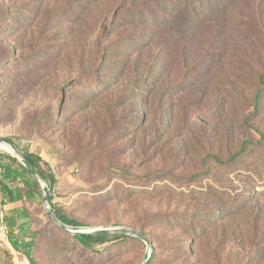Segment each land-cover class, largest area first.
I'll return each mask as SVG.
<instances>
[{"label":"rangeland","instance_id":"rangeland-1","mask_svg":"<svg viewBox=\"0 0 264 264\" xmlns=\"http://www.w3.org/2000/svg\"><path fill=\"white\" fill-rule=\"evenodd\" d=\"M137 1L0 0V139L47 162L80 227L143 232L150 264H264V0L151 42ZM30 215L38 264L144 255L137 239L84 250L41 201Z\"/></svg>","mask_w":264,"mask_h":264},{"label":"trees","instance_id":"trees-1","mask_svg":"<svg viewBox=\"0 0 264 264\" xmlns=\"http://www.w3.org/2000/svg\"><path fill=\"white\" fill-rule=\"evenodd\" d=\"M137 1V0H136ZM234 0H143L142 3L133 9L131 16L135 20L137 27H143L149 30L148 39L150 37L161 36L164 29L173 21L177 22V29L190 32V27H197L198 19L212 14L214 8L223 7L222 10L226 13ZM139 2V1H137ZM221 11V10H220ZM200 17V18H199ZM179 19V21H178ZM179 23V24H178ZM180 34V32L178 31ZM145 37L144 39H147ZM144 40L133 41V45L139 48H145L142 45ZM134 54L130 55L131 58ZM164 54L158 53L152 61V68L156 69L157 64L164 66ZM257 102V101H256ZM256 107V106H255ZM18 149L14 142L9 139H4ZM25 158L29 168L48 188L50 196L49 204L54 208L58 219L71 226H81L77 221L69 218L55 208L52 204V192L56 184V178L49 170L47 162L41 156L29 149L20 151ZM241 153L233 156L229 161H234ZM216 160V159H215ZM217 161V160H216ZM42 199V191L40 187L30 178L22 166L11 156L6 153H0V211L4 205L17 201L33 206ZM14 219H19L21 222L16 226ZM3 221L6 222V240L10 245L9 248H2L0 254L12 256L13 253L24 257L29 264H38L33 258L35 239L37 232L32 229V218L30 211L23 208L19 212H15L12 217L3 216ZM65 235V234H63ZM67 236V235H65ZM76 244L87 251H95L97 248L103 247L109 243H117L123 240H133L130 237L122 236H90L82 235L78 237H70ZM99 251V250H98ZM5 260V259H4ZM152 257L147 264H150ZM5 262V261H4Z\"/></svg>","mask_w":264,"mask_h":264},{"label":"water","instance_id":"water-1","mask_svg":"<svg viewBox=\"0 0 264 264\" xmlns=\"http://www.w3.org/2000/svg\"><path fill=\"white\" fill-rule=\"evenodd\" d=\"M2 145L8 146V151L5 152L13 159H15L22 168L27 172L30 178L40 187L42 191V199H41V207L42 211L47 218V220L56 226L62 232L73 236L78 237L82 235H90V236H122V237H130L133 239H137L141 241L145 245V252L142 257L140 264H147L150 260L151 255V243L148 240L147 236L141 232L131 228L126 227H104V228H85L80 226H71L61 222L58 219L56 211L53 207L50 206L48 199L50 196L49 190L46 185L38 179V177L32 172L29 168L25 158L19 153L12 144L6 142L4 139H0V149Z\"/></svg>","mask_w":264,"mask_h":264},{"label":"crops","instance_id":"crops-1","mask_svg":"<svg viewBox=\"0 0 264 264\" xmlns=\"http://www.w3.org/2000/svg\"><path fill=\"white\" fill-rule=\"evenodd\" d=\"M23 208H27L29 211H30V205L27 204V203H24L22 201H17V202H13V203H8L6 205L3 206V208H1V212L3 214V216L5 217H12L14 216V213L15 212H19L21 211ZM15 221V224L16 226L21 222V220H17V219H14ZM3 225H4V228L5 230L8 229L6 227V222L3 221ZM0 247H6V248H10V245L8 244L6 238H0ZM3 256L2 254H0V264H4L3 263Z\"/></svg>","mask_w":264,"mask_h":264},{"label":"built area","instance_id":"built-area-1","mask_svg":"<svg viewBox=\"0 0 264 264\" xmlns=\"http://www.w3.org/2000/svg\"><path fill=\"white\" fill-rule=\"evenodd\" d=\"M0 238H6V230L3 225V214L0 211Z\"/></svg>","mask_w":264,"mask_h":264},{"label":"bare ground","instance_id":"bare-ground-1","mask_svg":"<svg viewBox=\"0 0 264 264\" xmlns=\"http://www.w3.org/2000/svg\"><path fill=\"white\" fill-rule=\"evenodd\" d=\"M5 146H6V145H5ZM6 147L8 148V146H6ZM6 147H5L6 150L3 149L5 152H7V148H6ZM8 149H9V148H8Z\"/></svg>","mask_w":264,"mask_h":264}]
</instances>
